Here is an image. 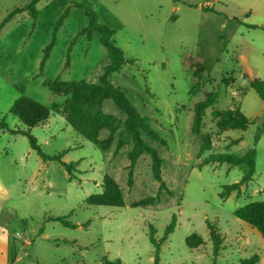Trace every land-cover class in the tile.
Here are the masks:
<instances>
[{
    "label": "rangeland",
    "instance_id": "rangeland-1",
    "mask_svg": "<svg viewBox=\"0 0 264 264\" xmlns=\"http://www.w3.org/2000/svg\"><path fill=\"white\" fill-rule=\"evenodd\" d=\"M98 25L114 29L111 41L125 59L136 60L108 77L134 107L150 119L164 145L152 144L161 163L166 190L158 193L150 159L130 167L129 148L113 154L85 140L63 116L67 96L49 84L84 80L97 83L108 63L99 34L87 39L86 0H38L33 18L27 10L4 20L30 0H0V264H153L149 226L160 239L171 216L176 227L162 243L159 264H238L253 255L264 264V238L233 215L234 210L264 201V101L250 88L264 81V0H87ZM211 7L215 12L205 11ZM44 60V61H43ZM42 62V65H41ZM232 77L233 83L222 80ZM209 92L216 103L205 110L200 136L212 147L199 156L200 138L190 131L193 105ZM20 96L46 106L50 117L31 129L41 151L62 161L79 162L70 175L57 161H42L24 129L9 113ZM240 110L246 130L219 128L212 111ZM102 111L123 120L112 100ZM107 137V131L99 139ZM257 137L252 180L221 198L225 185L236 183L244 166L199 162L213 153L244 155ZM233 139L240 141L233 146ZM105 173L113 176L124 207L87 205L102 191ZM155 198L154 209L130 207ZM164 206H168L162 208ZM62 216L75 228L50 221ZM206 220L223 237L213 257ZM197 234L204 244L190 249L185 238Z\"/></svg>",
    "mask_w": 264,
    "mask_h": 264
},
{
    "label": "trees",
    "instance_id": "trees-1",
    "mask_svg": "<svg viewBox=\"0 0 264 264\" xmlns=\"http://www.w3.org/2000/svg\"><path fill=\"white\" fill-rule=\"evenodd\" d=\"M37 1L38 0H30L25 7L14 9L4 22L24 10H27L34 18L37 13L35 9ZM86 3L85 15L88 17V26L83 29L81 33L85 34L87 39H91L93 33L99 34V42L107 51L108 63L104 66L102 73L97 76V83H90L84 80L65 82L56 79L49 84L50 90L53 93H61L67 96L62 112L67 125L76 133L102 152L109 150L113 144H115L113 151L114 155L122 149L129 148L127 158L130 167H132L140 157L144 155L148 156L151 162L150 169L152 178L159 184L157 188L158 193L162 190H166L168 194L172 195V192L166 189L162 181V159L152 145L154 143L164 145L165 142L161 139L160 134L150 126V119L142 115L134 107L126 96V93L120 87L108 81V77L118 72L123 65H132L137 61L124 58L121 49L115 46L114 42L111 41V37L115 33L114 29L105 25H98L95 13L90 8L91 3L87 0ZM204 10L215 12L213 8L208 6L204 7ZM233 81L234 79L229 77L228 79L222 80V83L224 85H229L233 83ZM249 86L255 91L257 96L264 101V81L254 78L250 80ZM105 100H112L116 108L123 115V120L102 111V104ZM216 100L217 93L209 92L205 95L203 100L193 105L190 131L194 137L200 138L199 156L209 151L212 147L210 136H200V131L205 110L212 107L216 103ZM9 113L15 116L24 127V129L17 128L12 130L11 132L13 134H20L27 137L30 148L36 151L42 161H57L70 175H72V171L76 170V166L79 162H63L62 154H57L52 157L44 154L37 144L36 139L30 134L32 128L45 122L50 117V111L46 106L31 98L20 96L11 104ZM211 115L213 119L217 120V126L221 129L226 128L244 131L250 124L247 117L240 110H214ZM103 130L107 131V137L99 139L100 133ZM257 139V137L254 138L253 147L242 156L229 153H213L199 162V167L210 163H215L217 165L227 164L230 167H245V171L238 182L223 187V191L220 193L221 198L229 196L233 191L236 192V197H238L240 187L252 180L256 155L254 146L257 143ZM239 141L240 139H233L229 142V146L236 145ZM101 188L102 191L100 193L86 197L85 203L87 205L116 208L126 205L121 189L113 176L105 173ZM154 203L155 198L146 197L129 203V206L154 209ZM165 207L168 206L162 208ZM233 215L255 229L260 236L264 238V201L250 202L234 210ZM48 219L50 221L60 222L65 227H76L62 216L49 217ZM175 227V214L171 216L170 223L165 227L164 233L160 239L155 238V230L152 225L149 226L148 237L151 245L154 247L153 264H159L160 247L169 234L174 231ZM206 228L208 230L209 240L212 244L213 257H217L222 247L223 237L218 232L215 225L208 220H206ZM185 244L190 249H197L204 244V241L197 234H191L185 238ZM258 260L259 257L253 255L249 258L239 260L238 264H256ZM101 263L121 264L119 259L108 260L106 257H101ZM213 264L215 263L213 262Z\"/></svg>",
    "mask_w": 264,
    "mask_h": 264
},
{
    "label": "crops",
    "instance_id": "crops-1",
    "mask_svg": "<svg viewBox=\"0 0 264 264\" xmlns=\"http://www.w3.org/2000/svg\"><path fill=\"white\" fill-rule=\"evenodd\" d=\"M260 260V259H259ZM259 260H258V262L256 263V264H259Z\"/></svg>",
    "mask_w": 264,
    "mask_h": 264
}]
</instances>
